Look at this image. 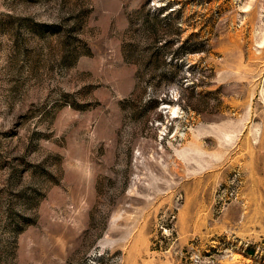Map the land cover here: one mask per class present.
Instances as JSON below:
<instances>
[{
    "label": "rangeland",
    "instance_id": "1",
    "mask_svg": "<svg viewBox=\"0 0 264 264\" xmlns=\"http://www.w3.org/2000/svg\"><path fill=\"white\" fill-rule=\"evenodd\" d=\"M0 264H264V0H0Z\"/></svg>",
    "mask_w": 264,
    "mask_h": 264
}]
</instances>
